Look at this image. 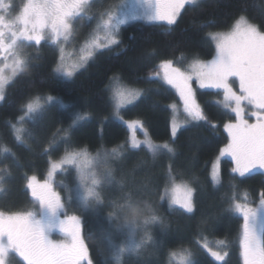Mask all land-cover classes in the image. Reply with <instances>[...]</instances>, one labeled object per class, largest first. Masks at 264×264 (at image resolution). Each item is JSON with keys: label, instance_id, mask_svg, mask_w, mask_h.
I'll use <instances>...</instances> for the list:
<instances>
[{"label": "snow or ice", "instance_id": "obj_1", "mask_svg": "<svg viewBox=\"0 0 264 264\" xmlns=\"http://www.w3.org/2000/svg\"><path fill=\"white\" fill-rule=\"evenodd\" d=\"M95 2L26 0L18 8L15 0H0V101L6 99V89L30 67L32 58L26 51L29 47L39 46L42 42L55 45L59 56L53 72L72 78L99 51L121 43L118 36L121 25L126 22L118 11L122 4L93 13ZM137 3L143 9L144 18L164 22L171 27L177 23L185 6L196 4L197 0H137ZM85 17L95 20V27L85 36L83 45L75 49L78 55L73 62L67 63L66 45L73 43L70 38L74 35L75 26ZM204 39L214 45L211 59L194 57L187 67L179 66L183 55L178 60L163 59L147 79L175 89L186 117L184 124L195 122L217 127L208 120L197 101L193 82H197L200 88L222 91L223 101L219 103L234 114V120L224 124L229 142L219 149V156L212 162L210 181L217 187L223 182L219 157H231L234 167L230 175L238 174L241 178L256 169H264V30L240 14L227 31L209 32ZM237 82L238 88L234 87ZM113 84L120 85L109 89L113 115L124 122L121 110L137 101L142 90L124 86L116 77H113ZM55 100L56 97L51 95H37L21 105L20 114L9 121L15 141L23 144L26 135L33 137L32 130L24 125L28 121L42 119L45 106ZM169 107L173 116L167 141H155L140 119L129 120L124 123L131 135L121 144L97 150L95 155L87 149H65L58 159L48 160L43 180L34 174H25V188L30 192L33 207L24 211L0 209V264H13V260L16 264H94L81 235L80 217L63 213L64 197L53 186L55 177L66 175L69 169L75 170V181L72 185L61 181L60 187L66 191L69 202L76 201L83 209H88L93 203H104L101 194L104 187H114L122 193L108 201L111 209L109 223L116 221L113 229L105 233L112 264H123L126 255H137L148 244L157 246L151 229L159 226L162 231L166 230V218L159 214L147 189L134 192L128 188L123 176L117 178L115 165L125 158L126 152L144 150L153 159L168 157L165 182L155 189L160 205L166 203L169 212L182 210L185 214H194L196 189L190 180L184 179L182 173L172 167V160L177 155L175 139L182 125L176 119L177 105ZM246 116L254 118L255 122H249ZM87 119L88 113H77L67 127L52 134L43 154L50 155L58 139L67 143L79 123ZM138 128L144 129L143 139L135 136ZM0 152L12 153V150L5 146ZM3 179L0 175V181ZM229 187L233 194L228 198L227 210L240 214L243 220L239 239L242 264H264V225L259 223V214L264 212V192L260 193L259 206L253 208L237 197L235 185L230 183ZM2 190L3 185L0 184ZM244 200H247L246 195ZM54 229L63 233L62 239H52ZM117 235L123 237L119 242ZM192 243L217 262L225 261L229 255L228 241H209L203 229L197 230ZM213 244L223 251L214 250ZM168 264H199V261L189 248L181 247L169 250Z\"/></svg>", "mask_w": 264, "mask_h": 264}, {"label": "trees", "instance_id": "obj_2", "mask_svg": "<svg viewBox=\"0 0 264 264\" xmlns=\"http://www.w3.org/2000/svg\"><path fill=\"white\" fill-rule=\"evenodd\" d=\"M240 14L246 15L264 30V0H202L187 5L177 23L171 27L132 22L121 29V43L99 52L85 69L72 78L53 72L58 58L55 45L42 42L31 50L30 67L6 89V99L0 104V149L6 146L12 150V153L0 152V175L4 177L0 181L3 185L0 209L24 211L32 208V198L25 188L23 177L34 174L39 179L45 178L48 160L58 159L65 149H87L95 154L97 150L110 149L130 137L127 126L113 115L109 101V85L113 77L143 91L139 100L121 110L123 119H140L155 141L169 140L173 116L169 106L179 104V95L171 86L147 78L163 59L178 60L183 55L179 65L182 67H187L194 57L211 59L214 45L204 39L205 35L227 31ZM37 95H51L56 100L45 106L42 119L28 121L24 125L32 130L33 137L26 135L25 143L21 144L15 141L9 121L20 114L21 105L28 98ZM197 101L208 120L217 127L193 122L181 128L175 139L177 155L172 160L173 169L182 173L183 178L190 180L196 189L194 214H185L182 210L169 212L166 203L160 205L155 189L165 182L168 157L153 159L144 150L131 151L126 152L125 158L115 165L117 178L123 176L128 188L134 192L147 189V194L167 223L164 231L159 226L151 229L157 246L148 244L137 255H126L123 264H168L169 250L181 247L189 248L199 264H242L239 239L243 220L227 210L228 198L233 194L229 184L236 186L235 194L241 202L259 205L260 193L264 192V170L256 169L243 178L238 174L230 175L234 164L227 156L221 160L223 182L220 186H213L210 181L212 162L219 156V149L229 142L224 124L234 120V114L219 103L223 101L221 91L200 89ZM81 112L88 113L89 119L79 123L67 143L58 139L50 155L43 154L52 134L59 128L67 127ZM75 176L74 169H69L66 175L56 176L58 189L64 197V209L66 213L80 217L82 234L94 264H112L105 233L113 229L116 221L109 223L111 209L108 201L122 193L115 188L108 192L102 205L93 203L88 209H83L78 202H69L66 191L59 186L62 180L72 185ZM198 229L204 230L209 241H228L229 255L225 261H215L192 243ZM121 239L123 237L117 235V242ZM13 264H16L15 260Z\"/></svg>", "mask_w": 264, "mask_h": 264}, {"label": "rangeland", "instance_id": "obj_3", "mask_svg": "<svg viewBox=\"0 0 264 264\" xmlns=\"http://www.w3.org/2000/svg\"><path fill=\"white\" fill-rule=\"evenodd\" d=\"M107 1V2H106ZM202 0H197V3L201 2ZM26 0H15V3L17 5V7L19 8L20 6H22L23 3H25ZM106 2V3H105ZM196 3V4H197ZM103 4V5H101ZM116 4H122V7L118 10L119 11V14L123 15L125 18H126V22L121 25V28H120V32H121V29L132 23V22H135V21H142V22H146V23H154V24H164V22H153V21H149L147 20L146 18H144V16L142 15V11L143 9L141 8V6L137 3V0H126V3L123 2V0H96V2L93 4V8H92V12L93 13H97L99 11H103L105 10L106 8H108L109 6H113V5H116ZM187 6V5H186ZM185 6V7H186ZM184 10V9H183ZM182 10V11H183ZM181 11V13H182ZM180 17V16H179ZM178 17V19H179ZM177 19V20H178ZM253 23V22H252ZM95 27V20H89L87 17H85L83 20H81L76 26H75V29H74V35L73 37H71L70 39L73 41L72 44H69V45H66V55H65V59H66V62L67 63H72L74 58L78 55V53L75 51V49L81 47L83 45V40L85 38V36ZM120 38V33H119V36H118V39ZM120 40V39H119ZM48 43V42H46ZM51 43H49L50 45ZM52 45V44H51ZM40 46V45H39ZM39 46H33V47H29L26 51L30 54L31 50H34V48H37ZM114 47V46H113ZM112 48V47H111ZM58 50V48H57ZM107 50V49H106ZM102 51H105V50H102ZM102 51H99V52H102ZM99 52L96 54L98 55ZM96 55H94V57L92 59L89 60V62L84 66L82 67L79 71L85 69L87 67V65L96 57ZM31 56V54H30ZM58 56H59V50H58ZM78 71V72H79ZM118 80H120L119 78H117ZM121 81V80H120ZM122 82V81H121ZM122 84L124 86H128L127 84L123 83ZM117 86H120L119 84H116L114 85L113 84V79L111 80L110 82V85H109V89L110 87H117ZM128 87H131V86H128ZM192 87L196 93V99H197V92L198 90L200 89H205V90H214V91H221V90H217L215 88H200L199 87V84L197 82H193L192 84ZM234 87H237L238 88V82L234 85ZM131 88H135V89H140V88H137V87H131ZM141 90V89H140ZM222 92V91H221ZM143 93V91H142ZM109 94H110V91H109ZM143 95V94H142ZM141 95V96H142ZM140 99V98H139ZM138 99V100H139ZM136 102V101H135ZM135 102H133L132 104L130 105H127V107L133 105ZM2 103V101H0V104ZM177 105V108L179 109L177 112H176V119L177 121L182 125L181 128H183L184 126L188 125V124H184V120H185V114L183 113V109H182V104L181 102H179V104H176ZM230 111V110H229ZM121 116V114H120ZM246 119H249V122H255L254 118H250V117H245ZM124 122L126 121H129V120H125L123 119ZM123 122V123H124ZM126 125V123H124ZM143 131L144 129H141V128H138L136 131H135V136L137 137V139H143L144 136H143ZM130 132V131H129ZM228 134V133H227ZM130 135H131V132H130ZM95 155V154H93ZM227 156H224V157H219V167L221 169V160L223 158H225ZM264 170V169H262ZM44 179V178H43ZM41 179V180H43ZM63 181V180H62ZM61 182V181H60ZM64 182V181H63ZM59 185V184H58ZM54 188L57 192H60L59 189H58V186H57V183H56V177H55V183H54ZM60 186V185H59ZM115 190L114 187H104L101 189V194H102V197L103 199L105 200V198L107 197V194L108 192L110 191H113ZM63 197V196H62ZM95 204V203H94ZM96 205V204H95ZM102 205V204H101ZM100 206V205H99ZM250 207H253V208H256L258 207L259 205H249ZM98 207V206H96ZM64 214H66L67 216H73L75 214H69V213H66L65 209L62 210ZM97 211V210H96ZM92 213H95L94 211ZM237 215L241 216L240 214L236 213ZM77 216V215H75ZM61 218H64L63 215ZM259 223L261 225H264V212H261L259 214ZM80 229H81V235L83 237V234H82V223H81V219H80ZM241 234H242V229H241ZM241 236V235H240ZM63 238V234L57 232V234L55 233L54 235H52V239H62ZM84 239V237H83ZM85 241V240H84ZM213 248L214 250H221L222 249H217L216 248V245L213 244ZM242 259V258H241Z\"/></svg>", "mask_w": 264, "mask_h": 264}, {"label": "flooded vegetation", "instance_id": "obj_4", "mask_svg": "<svg viewBox=\"0 0 264 264\" xmlns=\"http://www.w3.org/2000/svg\"><path fill=\"white\" fill-rule=\"evenodd\" d=\"M57 232L61 233V232L59 231V229H54L51 235H54L55 233L57 234ZM61 234H63V233H61Z\"/></svg>", "mask_w": 264, "mask_h": 264}]
</instances>
